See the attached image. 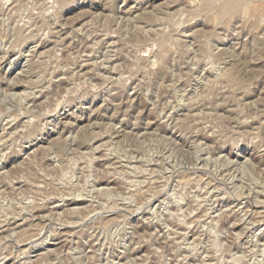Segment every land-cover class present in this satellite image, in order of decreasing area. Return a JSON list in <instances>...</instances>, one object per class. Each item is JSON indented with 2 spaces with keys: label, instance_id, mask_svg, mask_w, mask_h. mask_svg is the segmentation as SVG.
I'll return each instance as SVG.
<instances>
[{
  "label": "rangeland",
  "instance_id": "374dc122",
  "mask_svg": "<svg viewBox=\"0 0 264 264\" xmlns=\"http://www.w3.org/2000/svg\"><path fill=\"white\" fill-rule=\"evenodd\" d=\"M263 204L264 0H0V264H264Z\"/></svg>",
  "mask_w": 264,
  "mask_h": 264
},
{
  "label": "bare ground",
  "instance_id": "6f19581e",
  "mask_svg": "<svg viewBox=\"0 0 264 264\" xmlns=\"http://www.w3.org/2000/svg\"><path fill=\"white\" fill-rule=\"evenodd\" d=\"M108 43V42H107ZM21 49V48H20ZM110 49V48H109ZM97 52V51H96ZM108 53V52H107ZM104 55V54H103ZM102 62V61H101ZM110 70V69H109ZM89 79V78H88ZM32 94V93H31ZM30 117V116H29ZM120 123V122H119ZM188 124V122H187ZM123 127V126H122ZM18 132V131H17ZM101 133V132H100ZM124 133V131H123ZM85 143V142H84ZM76 144V143H75ZM78 146V145H77ZM110 148V147H109ZM105 151V150H104ZM94 152V151H93ZM117 165V164H116ZM160 174V173H159ZM231 174V173H230ZM233 174V173H232ZM108 176V175H107ZM150 180V179H149ZM131 185V184H130ZM77 194V193H76ZM151 194V193H150ZM257 194V193H256ZM68 195V194H67ZM181 196V195H180ZM50 197V196H49ZM64 197V196H63ZM143 200V199H142ZM49 201V200H48ZM209 201V200H208ZM81 202V201H80ZM182 203V202H181ZM165 204V203H164ZM167 204V203H166ZM175 205V204H174ZM264 205V204H263ZM90 207V206H89ZM209 207V206H208ZM235 208V207H234ZM198 209V208H197ZM168 210V209H167ZM193 210V209H192ZM155 211V210H154ZM204 212V211H203ZM251 214V213H250ZM256 214V213H255ZM32 219V218H31ZM78 220V219H77ZM182 222V221H181ZM217 222V221H216ZM236 222V221H235ZM70 223V222H69ZM166 224V223H165ZM6 225V224H5ZM187 225V224H186ZM190 225V224H189ZM221 225V224H220ZM168 226V225H167ZM195 226V225H194ZM202 226V225H201ZM254 229V228H253ZM220 232V231H219ZM223 234V233H221ZM183 238V237H182ZM15 239V237H14ZM258 240V239H257ZM40 244V243H39ZM239 248V247H238ZM192 252V251H191ZM22 253V252H21ZM24 255V254H23ZM115 255V254H114ZM208 257V256H207ZM201 260V259H200Z\"/></svg>",
  "mask_w": 264,
  "mask_h": 264
}]
</instances>
